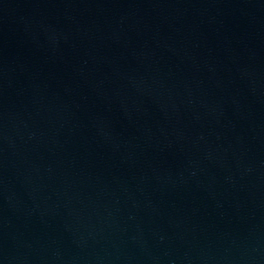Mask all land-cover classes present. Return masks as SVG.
Returning a JSON list of instances; mask_svg holds the SVG:
<instances>
[{
  "label": "water",
  "instance_id": "obj_1",
  "mask_svg": "<svg viewBox=\"0 0 264 264\" xmlns=\"http://www.w3.org/2000/svg\"><path fill=\"white\" fill-rule=\"evenodd\" d=\"M0 264H264V0H0Z\"/></svg>",
  "mask_w": 264,
  "mask_h": 264
}]
</instances>
